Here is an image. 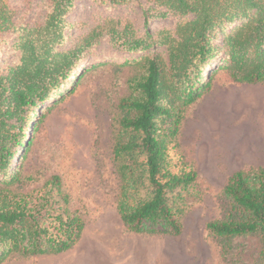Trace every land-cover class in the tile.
<instances>
[{"label":"trees","instance_id":"obj_1","mask_svg":"<svg viewBox=\"0 0 264 264\" xmlns=\"http://www.w3.org/2000/svg\"><path fill=\"white\" fill-rule=\"evenodd\" d=\"M77 1L38 0L42 19L34 25L0 0V263L12 254L65 253L82 235L84 222L69 211L58 176L39 190H16L28 180L20 168L50 109L44 104L52 106L73 91L77 70L103 40L135 56L121 66L142 68L118 102L112 151L116 211L134 234L182 232L185 195L197 178L190 163L171 155L185 109L211 90L222 71L235 84H264V0H91L107 10L138 4L143 28L106 17L73 38L66 17ZM167 18L173 28L149 29L151 21ZM222 197L224 215L205 228L227 241L224 261L238 262L233 259L238 255L229 254L230 240L257 236L261 248L254 264H264V168L234 172Z\"/></svg>","mask_w":264,"mask_h":264},{"label":"rangeland","instance_id":"obj_2","mask_svg":"<svg viewBox=\"0 0 264 264\" xmlns=\"http://www.w3.org/2000/svg\"><path fill=\"white\" fill-rule=\"evenodd\" d=\"M27 1L8 0L28 22L39 24L38 0ZM106 17L143 28L136 3L107 10L78 0L66 19L71 36L78 38ZM173 26L170 18L149 23L152 32ZM134 57L103 40L77 70L73 91L52 106L44 104L50 109L21 164V178L28 180L16 191L39 190L52 176L60 178L69 211L84 222L79 241L59 255L12 254L0 264H226L221 248L227 241L210 236L205 226L224 215L222 189L234 172L264 168V84H235L222 71L211 90L185 109L171 155L190 163L197 178L185 195L182 232L178 237L134 234L116 211L119 183L112 159L118 102L129 94V79L142 70L139 64H121ZM230 244L236 264L257 261V236L234 238Z\"/></svg>","mask_w":264,"mask_h":264}]
</instances>
